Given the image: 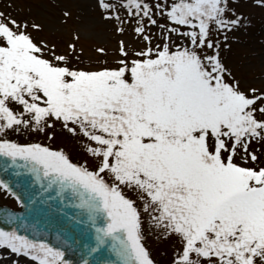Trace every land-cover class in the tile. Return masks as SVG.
<instances>
[{
    "label": "snow or ice",
    "instance_id": "1",
    "mask_svg": "<svg viewBox=\"0 0 264 264\" xmlns=\"http://www.w3.org/2000/svg\"><path fill=\"white\" fill-rule=\"evenodd\" d=\"M97 3L143 44L97 69L0 9V264H159L149 233L170 264H264V84L219 39L239 0Z\"/></svg>",
    "mask_w": 264,
    "mask_h": 264
},
{
    "label": "rangeland",
    "instance_id": "2",
    "mask_svg": "<svg viewBox=\"0 0 264 264\" xmlns=\"http://www.w3.org/2000/svg\"><path fill=\"white\" fill-rule=\"evenodd\" d=\"M6 2L10 0H0V9L11 12L17 19L40 24L42 31L33 32V36L49 46L54 44L58 53H71L68 44L74 43L76 52L71 55V61L79 68L97 69L106 66L105 62L107 66L114 65L119 56L120 40H124L130 50L143 47L130 29L120 34L116 31L115 21L102 19L97 0H15L12 9L4 7ZM238 8L246 17V27L227 33V48L224 47V34H219L221 56L239 79L260 87L264 84V8L257 6L254 0H239ZM65 11L69 13L68 17L63 16ZM121 14L124 15L123 12ZM152 31L155 33L157 30L153 28ZM213 35L217 34L214 32ZM156 42L154 40L153 43ZM97 49L104 51L100 53ZM62 140L58 135L53 147L61 145ZM67 146L75 154L76 147L70 141ZM0 204L15 207L10 199H0ZM146 243L159 264H170L174 249L171 241L157 239L149 233Z\"/></svg>",
    "mask_w": 264,
    "mask_h": 264
},
{
    "label": "water",
    "instance_id": "3",
    "mask_svg": "<svg viewBox=\"0 0 264 264\" xmlns=\"http://www.w3.org/2000/svg\"><path fill=\"white\" fill-rule=\"evenodd\" d=\"M0 208H7V209H11V208H9V207H7V206H0ZM0 226H4V227H7L6 225H0ZM30 238H31V236H30ZM50 243H52V241H49ZM55 246V245H54Z\"/></svg>",
    "mask_w": 264,
    "mask_h": 264
}]
</instances>
